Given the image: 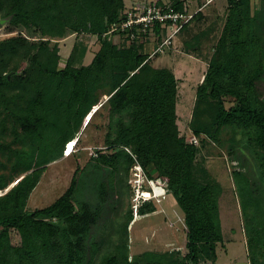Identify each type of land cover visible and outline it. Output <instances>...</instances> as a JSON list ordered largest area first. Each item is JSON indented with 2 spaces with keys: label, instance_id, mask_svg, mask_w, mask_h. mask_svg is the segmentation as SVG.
<instances>
[{
  "label": "trees",
  "instance_id": "16d2710c",
  "mask_svg": "<svg viewBox=\"0 0 264 264\" xmlns=\"http://www.w3.org/2000/svg\"><path fill=\"white\" fill-rule=\"evenodd\" d=\"M0 4L14 15L12 26L20 27L16 36L0 39V137L9 126L16 134L13 143L0 138V152L14 157L12 177L0 173V191L13 182L0 195V258L7 261L12 254L18 264H93L88 238L100 210L88 203L79 209L75 205L80 168L54 203L34 211L26 205L46 165L72 152L103 92L109 90L103 104L108 106L106 147L127 146L132 153L121 148L109 156L99 149L98 158L111 164L122 161L129 173L136 156L149 176L168 183L169 194L184 214L187 252L173 249L178 253L174 258L159 254L152 261L143 257L157 254L130 261L120 252L99 264L215 262L218 244L224 241L222 185L197 171L198 148L180 133L175 72L155 66L135 41L123 45L105 34L112 23L123 19L126 0H0ZM228 4L221 35L196 90L198 104L191 128L197 135L218 140L223 129L238 125L248 129L252 143L264 148V104L256 92L264 76V0L255 9L252 0ZM170 5L178 10L188 6L185 0H172ZM200 15L201 10L181 30L200 20ZM154 30L160 44L165 27L157 23ZM78 32L100 37V48L89 64H76L74 52L65 60L59 54V40ZM15 55L20 60L11 64ZM18 141L20 146L15 147ZM256 165L264 177V156ZM157 210L154 202H147L140 214ZM257 215L247 228L252 264L259 261L254 254L264 245V220H259L264 214ZM11 228L21 235L20 246H10Z\"/></svg>",
  "mask_w": 264,
  "mask_h": 264
},
{
  "label": "rangeland",
  "instance_id": "374dc122",
  "mask_svg": "<svg viewBox=\"0 0 264 264\" xmlns=\"http://www.w3.org/2000/svg\"><path fill=\"white\" fill-rule=\"evenodd\" d=\"M151 1L155 0H126V6L144 5ZM157 1L167 4L172 2ZM185 1L187 5L191 4L189 11L195 12L197 10L194 9L205 0ZM191 2H194L193 7ZM216 2L208 3L200 9L201 14L207 15L208 18L203 21L204 25L217 21L214 28L204 31L203 35L192 36L195 33L193 29L197 26L192 29L190 26L174 35L171 45H165L163 51L158 53H155L159 46L155 30L141 33L135 42L141 45V52L148 54L155 66L175 70L178 77L177 123L180 133L186 135L188 142L190 136L198 137L199 144L194 145L198 148L196 169L200 174L210 175L222 185L219 204L224 241L218 244L217 260L202 261L201 264H250L249 254L252 252L248 245L250 234L247 228L253 215L264 214V177L256 165L260 156H264V148L256 146L255 142L252 143L248 129L238 125L227 126L220 133L218 140L206 134L197 135L191 128L198 104L196 90L207 72L229 9V0ZM252 6L253 9L258 8L260 0H252ZM216 13H219L218 20ZM13 18L14 15L8 13V8L1 7L0 4V19L6 20L0 26V39L16 36L20 31L17 25L12 26ZM194 22L196 21L192 23ZM25 32L30 34L27 30ZM33 32L35 36L39 35L34 30ZM164 32L163 38L171 29L165 27ZM110 38L113 42L123 45L132 42L120 32L112 34ZM100 45V37L97 34L78 32L59 40V54L65 60L74 52L76 64H89ZM187 46L191 49H187ZM74 47L78 49L74 51ZM19 58V55L13 56L11 64L20 60ZM109 92V90L103 92L101 102L93 112L95 116L92 117V114L89 124L82 129L74 144V150L46 165L37 186L27 200L26 209L34 211L54 203L69 188L77 168H80L77 173L75 205L79 209L82 204L88 203L100 210L97 224L91 229L88 238V254L92 256L93 264H99L108 255H120V252L126 253L130 261L146 253L157 255L144 256V260H156L159 254H170L174 258L178 253L171 252L173 249H180L181 254H185L186 225L183 211L175 198L169 194L161 203L154 202L158 208L156 212L140 214V217H134L131 222L134 216L131 208L132 187L129 182L131 168L127 173L124 163L121 164L122 161L118 160L111 164L104 163L98 158L99 149L104 150L109 156L121 148L130 150V147L120 145L106 147V134L109 130L108 106L103 104L109 98ZM256 92L264 104V76L257 82ZM15 136L12 127L9 126L7 132L0 138L13 143ZM18 138L20 139V134ZM14 146H20L19 141ZM13 159L8 152H0L2 162L0 173H4L8 179L12 177ZM12 186L13 182L5 190L0 191V195L5 194ZM102 191L106 194L103 195ZM259 220L263 221L264 215ZM9 244L11 247L22 244L21 235L14 228L9 230ZM90 247L93 250H90ZM261 247V250L254 254L259 260L257 264H264V245L261 244ZM7 258V261L0 258V264H18L12 254Z\"/></svg>",
  "mask_w": 264,
  "mask_h": 264
},
{
  "label": "built area",
  "instance_id": "2783aa9c",
  "mask_svg": "<svg viewBox=\"0 0 264 264\" xmlns=\"http://www.w3.org/2000/svg\"><path fill=\"white\" fill-rule=\"evenodd\" d=\"M213 0H207V4ZM198 11L190 12L186 6L183 10H178L167 3L157 0L144 5L136 4L126 6L123 19L112 23L110 29L105 33L115 34L120 32L132 41H135L141 33L154 30L157 23L171 29V32L163 38L155 53L163 51L165 45H171L172 37L180 32L182 27L189 23ZM189 142L193 145L199 144L197 136L189 137ZM130 151V150H129ZM131 153V152H130ZM135 157V162L131 167L129 182L132 187L131 208L134 217H140V209L147 202L161 203L169 195L168 183L160 177H151Z\"/></svg>",
  "mask_w": 264,
  "mask_h": 264
},
{
  "label": "crops",
  "instance_id": "0c3cea01",
  "mask_svg": "<svg viewBox=\"0 0 264 264\" xmlns=\"http://www.w3.org/2000/svg\"><path fill=\"white\" fill-rule=\"evenodd\" d=\"M128 1H129V0H128ZM212 2L215 3L216 0H213ZM212 2H210L209 4H211ZM191 3H192V7H193L194 2H191ZM216 3H217V2H216ZM189 5H191V4H188V7H189ZM206 5H208V4H207V0H205V1H204V2H203L198 8L194 9V11H195V10L199 11L202 7H204V6H206ZM215 15H216V18H217V20H218L219 13H216ZM200 16H201V19L196 21V22L200 21V23L198 22V24H196V22H194L195 25H193L194 23H192L190 29L194 28V26H197V28H195V29H193V30H194V32H198V31H200V30H211V29L214 28V25H216L217 21L209 22V23H206V24L204 25V24H203V23H204L203 21H205V19H208V18H207V15L204 16V15L202 14V15H200ZM192 25H193V27H192ZM99 48H100V47H99ZM99 48H98V50H99ZM98 50H97V51H98ZM173 71H175V70L173 69ZM177 78H178V77H177ZM155 212H156V211H155ZM220 217H221V210H220ZM221 223H222V218H221ZM222 230H223V229H222ZM217 255H218V253H217ZM250 264H252V263L250 262Z\"/></svg>",
  "mask_w": 264,
  "mask_h": 264
},
{
  "label": "water",
  "instance_id": "95a60500",
  "mask_svg": "<svg viewBox=\"0 0 264 264\" xmlns=\"http://www.w3.org/2000/svg\"><path fill=\"white\" fill-rule=\"evenodd\" d=\"M5 22H6L5 19H2V20H1V24H4Z\"/></svg>",
  "mask_w": 264,
  "mask_h": 264
},
{
  "label": "bare ground",
  "instance_id": "6f19581e",
  "mask_svg": "<svg viewBox=\"0 0 264 264\" xmlns=\"http://www.w3.org/2000/svg\"><path fill=\"white\" fill-rule=\"evenodd\" d=\"M74 149H72V151H73Z\"/></svg>",
  "mask_w": 264,
  "mask_h": 264
}]
</instances>
